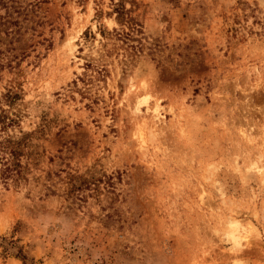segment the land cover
Returning a JSON list of instances; mask_svg holds the SVG:
<instances>
[{"label": "rangeland", "instance_id": "rangeland-1", "mask_svg": "<svg viewBox=\"0 0 264 264\" xmlns=\"http://www.w3.org/2000/svg\"><path fill=\"white\" fill-rule=\"evenodd\" d=\"M13 1L0 101L38 165L0 181V264H264V0H121L134 29L120 0ZM67 173L114 186L73 201Z\"/></svg>", "mask_w": 264, "mask_h": 264}, {"label": "trees", "instance_id": "trees-1", "mask_svg": "<svg viewBox=\"0 0 264 264\" xmlns=\"http://www.w3.org/2000/svg\"><path fill=\"white\" fill-rule=\"evenodd\" d=\"M9 3H11V5H9ZM12 4H14L13 0H0V10H4V15L0 14V72L5 66H10L12 62V60L7 61V58L6 65L3 63L6 55L1 51V46L4 45V40L19 33V22L13 17L15 10L13 13L10 11L11 9H15ZM114 12L117 15L116 20L119 23H124L128 25L129 28L134 29V26H136L135 20L129 16L130 11L124 8L121 4V0L119 3L115 4ZM16 13L20 14L19 12ZM128 37L129 35L126 34L125 39H130ZM132 49L133 48H131V50ZM17 96V93L8 90L7 93L3 94V100L0 101V181L5 186H8V184L18 186L22 182L27 181V174L30 173V166L36 167L38 165L37 153L33 150L26 151V149L32 147V138L38 131H19V136L8 133L10 129L18 124L17 116L15 114L12 116L11 114V110L18 99ZM4 105H6L8 109H5ZM23 158L26 159L25 163H23ZM64 181L66 183V198L72 199L73 201H82L84 198L83 192L86 190L100 193L101 184H103L107 192H110L114 186L113 177L107 176L104 173L98 175L91 174L90 176L67 173ZM3 252L9 255L6 251L3 250ZM14 256L19 259L22 264H28V258L23 255L21 251Z\"/></svg>", "mask_w": 264, "mask_h": 264}, {"label": "bare ground", "instance_id": "bare-ground-1", "mask_svg": "<svg viewBox=\"0 0 264 264\" xmlns=\"http://www.w3.org/2000/svg\"><path fill=\"white\" fill-rule=\"evenodd\" d=\"M231 224H229V226H230ZM239 225V224H238ZM237 224H236V221L234 222V223H232V227H234L235 228V226H238ZM238 228V227H237ZM231 230V229H230ZM234 230H232V232H233ZM230 232V231H229ZM229 232H228V234H229ZM234 233V232H233ZM231 234V233H230ZM236 234V232L234 233V234H231V235H229L228 236V238H226V240L225 241H223L224 242V246L227 248V249H229V250H231V251H233L235 248L237 249V247L238 248H240L241 247V241H239L240 240V238H238V236H236L235 235Z\"/></svg>", "mask_w": 264, "mask_h": 264}]
</instances>
